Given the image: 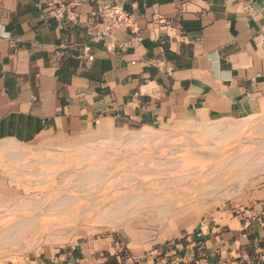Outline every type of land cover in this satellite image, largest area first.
<instances>
[{
	"label": "crops",
	"instance_id": "1",
	"mask_svg": "<svg viewBox=\"0 0 264 264\" xmlns=\"http://www.w3.org/2000/svg\"><path fill=\"white\" fill-rule=\"evenodd\" d=\"M79 1L63 0L55 19L40 9L45 0H0V142L72 145L264 109V0ZM112 3L138 21L140 40L123 31L93 37V13ZM250 213L211 210L190 231L129 257L86 240L34 262L264 264V210Z\"/></svg>",
	"mask_w": 264,
	"mask_h": 264
},
{
	"label": "bare ground",
	"instance_id": "2",
	"mask_svg": "<svg viewBox=\"0 0 264 264\" xmlns=\"http://www.w3.org/2000/svg\"><path fill=\"white\" fill-rule=\"evenodd\" d=\"M262 118L254 122L242 118L241 123L230 124L231 126L216 121L209 128L197 130L193 127L190 128L189 135L183 137L184 140L181 137V141L163 139L158 146L154 142L158 136H153L149 131L130 133L124 138L126 143L136 141L137 146L134 148H138L133 154L135 156L126 151L124 155L120 154L119 160L114 158L115 153L105 150L106 148L105 151L102 148L101 153H98L100 148L96 149L95 153L89 147L78 149L77 155L82 158L69 164H66V160V163L63 162L61 154L64 151L61 149H55L51 156L37 160L34 158L36 155L21 149L14 140H3L0 142V154L11 162L23 164L27 169L33 168L34 163L46 165L47 168L59 167L58 170L52 168V175L75 171L78 173L76 181L79 184L78 189L73 192L60 190L56 194L52 193L54 196L34 198L35 202L29 201L28 205L27 201L17 202V205L15 203L16 209L13 212L1 216L0 246L10 244L18 248L24 237L32 239L55 229L69 228L80 223L115 225L142 207H149L166 215L178 201H197L217 195L234 185L244 186L264 171ZM153 142L156 146H143ZM104 144L105 142H100L99 145ZM115 161L122 162L121 170L115 169ZM22 170L24 169H19L18 177L36 174L33 170L28 173H22ZM46 178L48 180L49 177ZM178 188L180 191L176 194ZM174 193L178 198L173 197ZM168 194L173 195L171 197ZM0 252L4 250L0 249Z\"/></svg>",
	"mask_w": 264,
	"mask_h": 264
},
{
	"label": "rangeland",
	"instance_id": "3",
	"mask_svg": "<svg viewBox=\"0 0 264 264\" xmlns=\"http://www.w3.org/2000/svg\"><path fill=\"white\" fill-rule=\"evenodd\" d=\"M252 115L254 116L251 117L249 115L250 117H245V118H247V120L251 122L259 120L260 117L264 118L263 116L264 109L261 107V109L258 112ZM189 119H195V120H189ZM241 119L224 118V119L202 120L191 116L182 119L183 120L182 122L179 120L175 123L168 124L160 128H153V129L132 128V129L117 130L107 136H101V135L93 136L88 142L85 143L72 144V145L47 143V144H41V146L38 144H28V145L18 144V145L21 149H24V151L26 150L27 152H30L33 156L36 155V157L34 156V158L37 160L44 157H49V155L51 156L54 153L53 151L55 149H61L62 151H64L61 154V158L63 162H65L66 160L67 163L66 162L65 163L69 164L75 161H79L82 158V156L77 155V150L80 149L81 147H85V149L89 147L88 149L92 150L95 153H97L96 149L100 148L98 150V153H101L100 150L102 148H103L102 150L106 148L105 150L109 152L112 151L113 153H115L116 156L114 155L115 156L114 158L119 160L118 157L120 156V154L123 153L122 155H124L126 151L128 153H131L132 154L131 156H135L133 154L136 153V150L138 148V147L134 148L137 146L136 141H135L136 144L133 142L126 143L124 137L127 134L139 132L142 130L149 131L152 133L153 136H158V138L154 141L158 146L161 140L163 139L168 140L170 138L169 140L172 139L171 141H175V140L181 141L179 140V138L181 137L180 139L184 140L183 137L189 135V132L191 131L190 128L193 127L196 128L197 130L209 128L212 126L213 122L216 121H221L224 122L226 126H231L232 124L234 125L241 123L242 122ZM197 123H201V124H197ZM100 142H105V144L103 146H100L99 145ZM154 142L153 144L145 143L143 144V146L145 147L153 146L155 144ZM115 143H117L116 146ZM121 144L123 148L119 147V145L121 146ZM156 144L154 146H156ZM95 145L97 147H95ZM125 147L127 150L124 149ZM44 153L47 154L44 155ZM146 156L150 157V155L149 156L146 155ZM114 163H115L114 166L115 169H120V170L122 169L121 167L123 166L121 161H115ZM22 165L23 164L15 163L13 161L11 162L4 155L0 154V187L4 188L3 191H9L7 195H10L8 197L5 196L2 197L1 195L3 193H0V221L2 220L1 216L5 214H10L16 209L15 203L17 205L18 204L17 202L25 203L27 201L26 202L27 204L29 201H31V203H33L35 202L34 198L37 199L41 196H48V195L54 196L53 194H56L55 192L60 190L73 192L76 189H78L77 188L79 184V182H77L78 173L75 171H72L73 173L63 172L60 174L52 175L51 172L56 170L57 167L53 168V166L52 167L50 166V168H47L46 165L34 163L33 168L27 169L24 168ZM19 169L20 171L21 169H24L22 170V173H28L29 170L30 172L33 170L36 174L25 175L27 178L25 176H22L21 178L18 177L19 175L17 176ZM49 172L50 174H48ZM45 176L49 178L53 176L55 177L51 178V180L48 178L49 180L48 181ZM29 180L30 182H28ZM31 180H33V182ZM178 189L175 191L176 194H178V192L180 191V188ZM52 190L54 192H52ZM168 195L172 197L173 194L172 195L168 194ZM173 197L178 198L177 196H175V193ZM159 203L161 202H156V204ZM24 206L25 205H21V207ZM227 206H231L235 212H240L246 215H248V212L249 214H251L250 211L254 209L257 211H260V209L264 210V171L260 172L259 175L254 176L244 186L236 187L234 185V187L231 186L228 189L220 191L217 195H213L211 197L207 196L197 201L192 200L191 202L188 203L186 202L182 203L178 201V203L174 205L173 210L169 211L168 214L166 215L160 212L158 213L149 207H144V208L142 207V208H138L135 211V213L132 214L130 217H128L127 219L121 222H118L115 225L99 224L96 222L80 223L71 226L69 228L68 226L64 228H58L49 233H44L43 236H36L35 238L32 239H30V237H24L21 239V243L18 248L17 246L14 247V245L12 247V245L10 244L9 245L6 244V246L5 244L1 245L3 248L5 246L6 250L5 248L4 249L0 248L1 251L4 250L5 252V254L4 252H0L2 253V255L0 254V264H35L34 261L40 257L53 256L59 250H62L67 246H72L74 244L86 240L88 241L96 240L98 241L99 244L110 243L112 245H116L117 247H119L120 249L119 253L121 255L125 257L127 256L129 257L130 255L129 252L134 253L136 251L148 250L150 247L161 245L164 242H167L168 240L174 238L175 236H178L179 233L182 234L184 232L190 231L191 226L196 219L202 217L211 210H215L219 208L222 209ZM27 240H31V241L28 242ZM26 245L28 247H25ZM8 247L9 248L11 247L10 249H12L11 250L12 252ZM19 248L21 249L23 248L22 251Z\"/></svg>",
	"mask_w": 264,
	"mask_h": 264
},
{
	"label": "built area",
	"instance_id": "4",
	"mask_svg": "<svg viewBox=\"0 0 264 264\" xmlns=\"http://www.w3.org/2000/svg\"><path fill=\"white\" fill-rule=\"evenodd\" d=\"M74 6H78L79 0H71ZM64 6L63 0H45L44 4L40 7L43 11L45 9L51 10L55 19H61L62 7ZM94 17L99 23V29L94 33V38L98 40H109L115 32L123 31L133 36L135 40H140L138 21L128 11L124 10L119 4L112 3L107 5H100L93 13ZM93 59V56H89ZM168 65V64H166ZM171 69H167L166 73L170 74ZM176 254H171L175 257ZM178 264H183L178 262Z\"/></svg>",
	"mask_w": 264,
	"mask_h": 264
}]
</instances>
